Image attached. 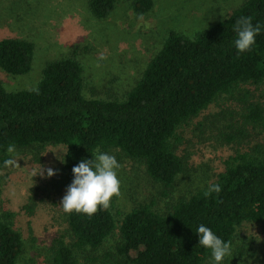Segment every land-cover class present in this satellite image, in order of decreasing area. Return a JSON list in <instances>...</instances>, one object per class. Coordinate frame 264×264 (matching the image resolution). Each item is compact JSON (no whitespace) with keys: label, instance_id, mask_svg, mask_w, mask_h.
I'll list each match as a JSON object with an SVG mask.
<instances>
[{"label":"trees","instance_id":"obj_1","mask_svg":"<svg viewBox=\"0 0 264 264\" xmlns=\"http://www.w3.org/2000/svg\"><path fill=\"white\" fill-rule=\"evenodd\" d=\"M120 0H90L99 19L107 18ZM153 0H136L139 14L152 10ZM250 17L264 25V0H245L230 16L193 37L172 30L137 84L122 99L88 98L83 64L74 55L47 64L36 88L10 90L0 80V164L6 149L63 145L65 188L72 168L97 151L118 148L143 162L150 177L171 188L184 171V159L173 139L178 129L198 117L223 95L264 82V30L248 52L233 47L236 21ZM35 44L18 37L0 39V68L7 74H28ZM247 122L264 127V106L248 102ZM212 184L220 193L201 190L180 199L162 214L152 205L135 207L118 221L110 207L91 216L67 214L72 237L58 239L53 264H79V254L97 251L119 228L120 252L130 264H208L210 251L198 245L199 225L233 242L246 222L264 221V143L226 161ZM0 215V264H20L24 241ZM136 252V255H133Z\"/></svg>","mask_w":264,"mask_h":264},{"label":"rangeland","instance_id":"obj_2","mask_svg":"<svg viewBox=\"0 0 264 264\" xmlns=\"http://www.w3.org/2000/svg\"><path fill=\"white\" fill-rule=\"evenodd\" d=\"M153 1L151 11L139 14L136 0H120L107 18L99 19L90 0H0V39L18 37L36 48L28 74L14 76L0 68V80L10 90L34 89L47 64L75 55L84 67L86 96L119 100L137 84L172 30L193 37L226 19L245 0ZM242 88L233 96L223 95L178 129L173 144L185 169L171 188L153 180L143 162L120 149L105 151L120 164V194L109 205L118 221L145 204L168 213L180 199L212 185L230 157L264 143V127L245 118L248 102L264 106V82ZM65 153L63 145H37L15 149L14 165L0 164V215H9L22 235L20 264H53L57 240L72 239L60 206L66 193ZM48 169L55 174L49 177ZM121 244L117 228L100 249L79 254V264H130ZM231 248L225 264H264V221L240 226Z\"/></svg>","mask_w":264,"mask_h":264},{"label":"clouds","instance_id":"obj_3","mask_svg":"<svg viewBox=\"0 0 264 264\" xmlns=\"http://www.w3.org/2000/svg\"><path fill=\"white\" fill-rule=\"evenodd\" d=\"M264 30V25L253 23L250 17L242 16L236 21L233 29L235 39L232 44L237 54L248 52L256 43V37ZM9 158L3 161V166L14 165L15 145L9 144L7 149ZM120 164L116 157L107 152L97 151L95 160L82 159L72 168L73 179L66 188L60 206L67 214H84L91 216L98 208H107L112 197L120 194V179L118 169ZM39 174H42V170ZM55 173L48 169L47 175ZM219 184L210 185L204 192L205 196L220 193ZM198 245L210 251L208 264H225L226 257L232 253L231 242L223 240L211 228L201 224L197 227Z\"/></svg>","mask_w":264,"mask_h":264}]
</instances>
